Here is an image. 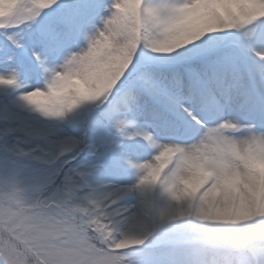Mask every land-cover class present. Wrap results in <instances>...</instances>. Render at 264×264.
Instances as JSON below:
<instances>
[{
	"label": "snow or ice",
	"instance_id": "6c2138e0",
	"mask_svg": "<svg viewBox=\"0 0 264 264\" xmlns=\"http://www.w3.org/2000/svg\"><path fill=\"white\" fill-rule=\"evenodd\" d=\"M0 264H264V0H0Z\"/></svg>",
	"mask_w": 264,
	"mask_h": 264
}]
</instances>
